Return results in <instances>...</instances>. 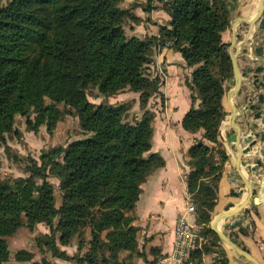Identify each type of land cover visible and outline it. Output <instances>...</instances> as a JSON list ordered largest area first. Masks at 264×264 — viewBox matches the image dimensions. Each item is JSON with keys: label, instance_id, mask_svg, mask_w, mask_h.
I'll list each match as a JSON object with an SVG mask.
<instances>
[{"label": "trees", "instance_id": "obj_1", "mask_svg": "<svg viewBox=\"0 0 264 264\" xmlns=\"http://www.w3.org/2000/svg\"><path fill=\"white\" fill-rule=\"evenodd\" d=\"M152 1L162 2L169 14L168 25L160 26L152 39L126 35L124 21L130 10L121 0L0 2V142L16 114L27 118L34 114L37 122L52 128L70 108L89 133L66 148L54 149L47 160L43 155L42 164L28 176L0 180V264H11L7 236L23 225L31 229L41 221L51 224L57 214L63 243L77 231L82 237L89 228L88 264L96 263L100 251L106 260L105 250L113 258L120 251L140 255L139 227L131 212L142 183L164 164L151 149L153 114L147 110L130 121L125 118L127 104L94 103L88 95L90 89L104 96L129 89L140 92L144 101L158 92V79L144 71L158 41L178 51L187 65L198 64L186 81L193 92L181 125L190 132L202 131L188 149L186 180L197 222L209 223L228 159L219 128L233 68L222 33L229 26L233 2L146 0L148 11L154 8ZM59 102L69 109L61 110ZM47 166L61 178L63 199L58 208L46 178ZM201 230L211 237L192 250L184 264H199L203 253L218 248L217 234L208 226ZM30 258L25 250L16 253L18 261ZM219 263L227 264L226 258L209 264Z\"/></svg>", "mask_w": 264, "mask_h": 264}, {"label": "crops", "instance_id": "obj_2", "mask_svg": "<svg viewBox=\"0 0 264 264\" xmlns=\"http://www.w3.org/2000/svg\"><path fill=\"white\" fill-rule=\"evenodd\" d=\"M125 1H129L130 6H135L137 2L143 3L146 0ZM134 11L137 15L142 13L140 10ZM146 15V19L136 25L140 31L139 34L152 30L158 33V26L168 23L169 20V14L164 9L154 8ZM241 49L243 50V46ZM242 50H236V58ZM157 56L162 63H167L172 69L175 64L184 62L178 51L167 46L159 48ZM239 69L244 71L240 67ZM231 84L232 82L228 83L223 98L227 115L219 128L220 138L228 159L224 163L218 181L216 203L211 211L208 224L198 223L197 213L191 216V221L197 228H200V234L203 235L198 248H201L204 244L202 242L208 237L201 230L204 226H208L219 237L218 248L209 253H203L199 264H209L217 257H225L227 264H255L232 243L221 238L214 228L221 231L229 241H233L239 249L248 252L260 264H264V170L259 169L252 172L248 169V166L253 165L251 156L254 152L258 153V148L263 144L258 142L250 154H243L242 148L246 143L241 139L242 132L240 134V130H244V134L249 131L244 122L251 118L245 119L241 116V110L246 104L249 93L264 94V90L256 91L248 74L241 77V84L236 90L231 91L234 78L233 85ZM169 102L179 105L175 111L177 118H155L151 148L152 151L162 156L164 164L153 170L142 183L139 199L131 212L134 216L133 224L139 227L138 240L141 244L138 241V245L141 253L138 258L146 264H163V258L167 256L173 245L175 223L185 209L187 201L191 200L186 180V175L190 170L188 149L194 136L199 137L200 134H193L181 125L182 116L190 105L187 96L184 97L181 94L179 99L171 98ZM249 115L252 113L250 112ZM253 122L259 123L254 119ZM263 126L259 124V128ZM254 181L257 183L253 188L256 190L258 203L248 202L240 210L226 216L223 215L229 204L232 206L227 210L231 211L248 198L249 184ZM232 190L237 194H231Z\"/></svg>", "mask_w": 264, "mask_h": 264}, {"label": "rangeland", "instance_id": "obj_3", "mask_svg": "<svg viewBox=\"0 0 264 264\" xmlns=\"http://www.w3.org/2000/svg\"><path fill=\"white\" fill-rule=\"evenodd\" d=\"M6 1L8 0H0L2 3ZM229 1L233 2V6L228 14L229 26L224 31V36L222 38L229 44L228 52L232 54H235L237 49L242 50V46L247 48L246 52L242 53L241 51L236 58L239 67L245 70L247 61L252 64L263 61L260 55H256V53L253 52V47L257 43V22H253L249 24V26L247 24V20H250L257 14L259 0ZM123 3H128V5H124ZM121 4H123L122 6L125 8H129L128 10L131 9V13L128 12L125 16L124 31L127 36H137L140 31H138L136 25L144 21L147 12L151 10H147L145 2H137L136 4L134 2L135 6H130L129 1L121 0ZM152 5H154V8L164 9L162 7V2L152 1ZM134 10H140L142 13L137 15V12ZM262 10V14L259 15L257 20L264 17V0ZM162 25H168V23L159 25L158 31L159 27ZM155 35H158V33L152 30L145 33L141 32L138 37L152 39ZM169 41L171 40H168V43H170ZM162 47H164V45L159 41L157 45L153 46L148 61L144 66V71L151 78L158 79V92L151 94L143 101V97H141V93L138 91L125 89L112 96H104L103 94H99L96 90L90 89L88 100L94 103H99L101 101L114 104L125 103L128 105L125 118L130 121L142 117L144 113L149 110V112L153 114V126L155 118H177V116H175V111L179 105L170 104L169 101L171 98L175 100L179 99L181 94H183L184 97L187 96L190 102L189 104H191L190 95L193 91L187 86L186 81L187 78L190 77L191 71L198 64L189 66L183 59V63L175 64V67L172 69L167 63H162L157 56L158 49ZM251 67H253V65H251ZM258 75L260 76V73ZM248 76L251 77V74H248ZM231 82L232 86L233 79ZM253 88L256 91L260 89L259 86H253ZM193 94L195 95L196 92ZM254 97L255 94L253 95V98ZM46 101L50 102L49 98H46ZM57 106L61 110L69 109L63 102L57 103ZM250 112L251 111L248 110V113ZM226 115L227 113L224 118ZM34 117V114H31L30 118L22 114H16L11 129L3 134V139L0 142V180L11 181L14 178L28 176L31 170L42 164L43 155L44 160H47L53 156L54 149L58 147L66 148L73 141L84 139L89 134L82 129L80 117L74 108H70V111L64 112L52 128H48L45 123L37 122ZM201 132V130H198L192 133L201 134ZM199 138L200 136H194L192 144ZM62 154L56 158L61 160ZM45 172L46 178L52 186L54 204L58 208L63 199L61 178L53 172L49 166H47ZM40 181L41 179L37 178V182ZM195 227L200 234V228H197V226ZM60 235L61 230L58 228V214L53 218L51 224L41 221L36 223L31 229L26 225L19 227L13 234L6 237L9 248L8 262L11 264H44L46 261L51 264H88L85 255L90 247L89 228H84L82 237H79L78 231L75 232L65 243L61 241ZM201 236L203 240V235ZM210 237V235L206 237L202 244L205 242L207 243ZM138 241L141 244V241ZM20 250L27 251L31 255V258L25 261H18L16 259V253ZM109 254L110 253L105 250L106 260H102L100 251L98 253L99 259L94 264H146L138 258L139 255L135 254V252L120 251L116 258L111 257Z\"/></svg>", "mask_w": 264, "mask_h": 264}, {"label": "water", "instance_id": "obj_4", "mask_svg": "<svg viewBox=\"0 0 264 264\" xmlns=\"http://www.w3.org/2000/svg\"><path fill=\"white\" fill-rule=\"evenodd\" d=\"M263 9V0H259V6H258V10H257V14L251 18L250 20H247V22H249V24L255 22L257 20V18L259 17L261 11ZM230 58H231V62H232V68H233V78H234V86L233 88H231L232 90H236L237 88H239L240 84H241V77L245 76L247 73H252L251 74V78L257 75V72L261 71L263 68H257L255 70L252 71V68L250 66H248L246 68V70L244 71H240L239 66L237 64L236 61V54H232L231 52H229ZM259 79V78H257ZM256 79H251V83L252 85L255 86H263L264 88V76L261 77V79L259 80V84L255 83ZM253 95L251 92L249 93V96L247 97V101L246 104L243 106L242 110H241V116L242 118H251L245 120L244 124L245 127L247 129H249L248 132H246L244 134V130H240V134L242 132V141L246 143V145L242 148V153H248L250 154L255 148L256 144L258 142H260L261 144H263V146L258 148V153L254 152V155L251 156V158L253 159V165L248 166V169L252 172H255L256 170H264V126L263 128H259V124L264 125V96L262 93L257 94V97L253 98ZM248 110L251 111L252 115H249ZM254 120H258V122H253ZM257 183L251 182V184H249L250 187V192H249V196L248 198L243 201L241 204H239L238 206L235 207V209L229 211L227 210L230 206H232V204H229L226 207V213L223 215H228L231 212H234L236 210H240L245 204H247L248 202L251 203H258V197L256 195V190L253 187H256ZM214 228V227H213ZM214 230L219 234V236L225 240H227L228 242L232 243L239 251H241L245 256H247L250 260H252L255 264H260L255 258H253L248 252L243 251L241 249H239L237 247V245L233 242V241H229L225 235L217 230L216 228H214Z\"/></svg>", "mask_w": 264, "mask_h": 264}, {"label": "built area", "instance_id": "obj_5", "mask_svg": "<svg viewBox=\"0 0 264 264\" xmlns=\"http://www.w3.org/2000/svg\"><path fill=\"white\" fill-rule=\"evenodd\" d=\"M194 213L195 205L188 200L175 223L173 245L167 256L163 258V264H184L191 251L200 246L202 236L191 221Z\"/></svg>", "mask_w": 264, "mask_h": 264}, {"label": "flooded vegetation", "instance_id": "obj_6", "mask_svg": "<svg viewBox=\"0 0 264 264\" xmlns=\"http://www.w3.org/2000/svg\"><path fill=\"white\" fill-rule=\"evenodd\" d=\"M260 14H262V13H260ZM255 23L257 24L256 27L258 29V34L256 35V37H257V40H256L257 43L253 47V52L256 53V55H260L261 58L263 59V61L262 62L255 63V64H252L251 62H248L247 61L246 64H245V70H246V68L248 66L251 67V65H253V67H251L252 68V71L255 70V69H257V68H261L262 67L263 69L261 71L257 72V75L256 76H254V77L251 78L253 80L256 79V82L255 83L259 84V80L261 79L262 76H264V17H261L259 20H256ZM247 24L249 26V22H247ZM251 37H252V35H251ZM246 49H247L246 47H243L242 53L243 52H246ZM259 73H260V76L258 75ZM247 74H250V73H247ZM257 78H259V79H257ZM259 87H260V89L264 90L263 86L260 85ZM257 94H259V93H257ZM257 94H255V97H257ZM263 96H264V94H263Z\"/></svg>", "mask_w": 264, "mask_h": 264}]
</instances>
